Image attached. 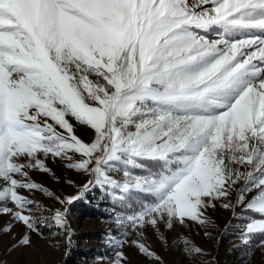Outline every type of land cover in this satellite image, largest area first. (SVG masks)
I'll list each match as a JSON object with an SVG mask.
<instances>
[{
	"label": "snow or ice",
	"instance_id": "1",
	"mask_svg": "<svg viewBox=\"0 0 264 264\" xmlns=\"http://www.w3.org/2000/svg\"><path fill=\"white\" fill-rule=\"evenodd\" d=\"M48 160L85 177L63 181L75 194L31 178L61 181ZM93 192L111 204L114 225L97 264H131L130 248L162 264L149 230L162 246L175 232L188 264H216L176 229L206 228L218 206L231 210L229 226L242 221L241 246L264 236V0H0L9 253L32 248L46 228L70 243V208Z\"/></svg>",
	"mask_w": 264,
	"mask_h": 264
},
{
	"label": "rangeland",
	"instance_id": "2",
	"mask_svg": "<svg viewBox=\"0 0 264 264\" xmlns=\"http://www.w3.org/2000/svg\"><path fill=\"white\" fill-rule=\"evenodd\" d=\"M214 36L215 33H212L213 38ZM77 134L87 139L91 133L78 127ZM46 163L57 175L61 176V181L57 182L54 176L40 171L31 172V178L56 195L75 194L79 183H82L85 177L65 169L60 162L48 160ZM134 172L142 174L138 169ZM122 175V172L114 173V178L121 179ZM68 179L77 181V187L63 182ZM31 197L44 206L54 203L43 193L33 192ZM110 209L111 204L101 199L98 192L89 193L87 197L75 202L70 208L69 219L73 230L70 243L66 242L63 233L55 234L54 231L46 228L43 239L32 236V248L9 253L8 248L13 241L7 235H0V260L5 264H97L95 258L105 252V234L114 228L108 217ZM33 211L37 216H51V213L40 209H33ZM210 217V224L206 228L191 225L177 228L176 232L181 233L183 238L203 247L206 252L210 253L209 259L215 257L216 264H264V247L259 246V241L264 239V236L256 235L250 245L241 246L239 224L242 221L233 220L229 226L232 217L231 210H224L218 206L216 211L210 213ZM205 231L208 232L207 236L204 235ZM146 235L149 242L162 256V264H188L180 254L179 248L172 244L175 232L168 234L167 246H162L157 242L151 230ZM128 252L132 258L131 264H151L150 261L136 256L133 249H128Z\"/></svg>",
	"mask_w": 264,
	"mask_h": 264
}]
</instances>
